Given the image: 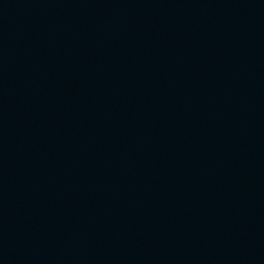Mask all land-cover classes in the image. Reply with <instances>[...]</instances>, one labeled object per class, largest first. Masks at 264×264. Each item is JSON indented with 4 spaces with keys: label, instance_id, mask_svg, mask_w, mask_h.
Listing matches in <instances>:
<instances>
[{
    "label": "water",
    "instance_id": "95a60500",
    "mask_svg": "<svg viewBox=\"0 0 264 264\" xmlns=\"http://www.w3.org/2000/svg\"><path fill=\"white\" fill-rule=\"evenodd\" d=\"M0 264H264V0H0Z\"/></svg>",
    "mask_w": 264,
    "mask_h": 264
}]
</instances>
